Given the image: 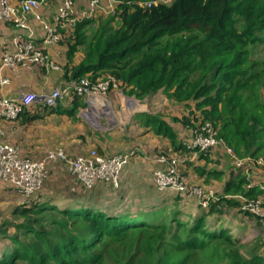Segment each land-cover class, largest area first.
<instances>
[{"label": "trees", "instance_id": "16d2710c", "mask_svg": "<svg viewBox=\"0 0 264 264\" xmlns=\"http://www.w3.org/2000/svg\"><path fill=\"white\" fill-rule=\"evenodd\" d=\"M140 1L144 5H139ZM238 15L245 20L239 31L235 27V16ZM115 18L119 19L113 24ZM91 20H77L70 34L62 35L67 45L68 63L62 67L65 79L76 81L89 74L94 81L104 71L128 96L142 98L162 90L178 101L191 100L188 106L194 103L200 111L197 114L196 109H189L193 111L197 125L220 122V136L237 154L253 155L263 148L264 143L259 140L261 129L257 126L261 119L257 111L241 108L238 100L241 85L251 79L250 76H255L243 65L246 59L243 38L264 21V1L170 0L153 3V0H117L114 13L109 16L99 14L96 29L87 35L86 26ZM79 46L84 48L83 58L71 64ZM83 98V95L72 94L67 105L58 106L65 98L58 107L55 106L56 110L73 116L84 105ZM36 106L34 109L23 108L18 117L23 113L31 114V111L40 115L54 109L41 104ZM137 116L144 117L145 126L154 127V120L148 121V115L140 113ZM184 122L189 128L197 126L187 119ZM159 124L155 126L156 132L164 131ZM173 135L169 133L170 138ZM173 146L176 148L174 154L186 156L190 151L183 141L175 140ZM210 152L201 153L202 157ZM238 176L237 173L233 177ZM233 177L226 181L224 191L229 192L234 186L231 193L241 190L244 197L261 192L255 187L245 190V178L234 182ZM40 193L14 206L12 215L22 220L15 225L17 233L8 234L0 228V235L12 242V246L2 252L0 264H14L18 259H25L30 264H102L104 245L119 242L132 232L145 233L152 241L153 264H159L160 256L164 255L162 243H173L168 236L174 232L180 242L173 243L176 247L206 248L216 238L235 249L234 253L224 251L223 262L226 264H264L261 255L239 256L235 247L241 244L240 239L231 236L222 225L207 221V215L218 206L217 202L210 203L208 210L202 209L187 223L179 220L178 212L165 223L159 217V209L132 212L114 203L110 206L38 204ZM47 209L55 211V215L50 214V220L43 214ZM26 235L28 240L21 239L20 236ZM123 264L130 262L127 259Z\"/></svg>", "mask_w": 264, "mask_h": 264}, {"label": "rangeland", "instance_id": "374dc122", "mask_svg": "<svg viewBox=\"0 0 264 264\" xmlns=\"http://www.w3.org/2000/svg\"><path fill=\"white\" fill-rule=\"evenodd\" d=\"M156 1L168 2L170 0ZM138 3L139 5H144V2L142 1ZM83 9H85V5L77 8L76 12L78 13L75 14V17H79ZM114 11L115 8L113 11L104 15L109 16L113 14ZM28 16L33 17L32 14H29ZM69 18L64 21L65 23L63 30L61 31V29H59L61 37L63 33L70 34V32L73 30L74 24L70 23ZM235 18L236 29L238 31L242 30L244 27V18L241 15L235 16ZM81 19L82 18H79V20ZM83 19H92L91 22L86 26L85 30L86 34L89 35L91 31L96 29L99 15ZM115 19L116 20L113 22V24H115L119 18ZM45 21L53 26V20L49 21L45 19ZM243 41L242 47L246 56L243 65L246 68L248 66V71L255 76H250L251 79L241 85L239 90L240 100H238V102H241V108L247 109L248 112H252L253 110L257 111L261 119V124L257 126L261 129L259 131V140L264 143V21H261L259 26L256 27L255 30L251 32V34L246 35L243 38ZM77 49L78 50L76 51L75 55L81 60L84 55V48L83 46H79ZM60 57L66 58V56L64 57V52L62 56L59 55L57 57L58 61L53 60V62L59 63L63 67L64 64H61L62 61ZM240 69L241 71L243 70V68ZM82 77H87L92 83H96L106 81L112 76L109 73L101 71L94 81L90 79L89 74H85ZM112 90L121 92L118 87H115L114 89L108 90V92L105 94L101 93L100 91H96L89 96H84V98H97L102 101L103 106L98 107L99 105H97L95 108L87 106L86 108L82 109L81 112L83 116L88 112L92 113L91 115L93 120H91V123L94 126V129L92 130H94L93 132L95 134L107 136L110 128L119 123V121L120 123L126 120L128 121V119H122V117H119L118 120V113H120V110L124 111V108L120 109L119 105L115 106L114 100L110 103L107 101V98L112 97L114 94ZM123 94L124 93L122 92L120 93V95ZM127 97L133 99L134 101L131 102L135 104H142L141 109L145 110V112H143L145 115H148V121L154 120V127L151 128L150 125L145 126L144 117L142 118L135 115L134 119L137 121V123H139V126H141V130L138 128H136L134 131L130 130V134L135 136L145 135L144 142H150L154 145H157L158 150L156 151V154L164 151H166V153L175 152L176 148L173 146V142L175 140L178 142H185L189 138V135L194 127L189 128L184 122V119H187L188 122L189 120L193 123L197 122L191 113L193 111L189 110L190 108L196 109L194 103H192V105L190 103L191 106H188L187 104L188 101L191 100L178 101L167 96L162 90H158L155 93L146 95L142 98H136L134 95H127ZM196 110V113L199 114L200 111L198 109ZM236 111H238V107L236 108ZM158 123H160L159 125H161V129L163 128L164 131L162 130L160 132H156L155 126L158 125ZM211 125L218 137V145L213 148L212 152H210V155L204 158V162H198L196 165H193V171L191 170V175L196 180L200 181L201 184L190 182V179H188L187 175L184 176V180H188L191 184H198L200 186L203 185V189L210 193L211 196L209 198V204L217 202L218 206L209 212V215L212 213L215 214V217L222 215L223 220L226 221V223L224 222L225 226L234 224V226H228V228L223 226L224 229L235 230L234 227L236 228V224L241 225L239 226V229L243 232H230L231 236L239 238L241 241V244L235 247L237 249L236 253H238L239 256L253 257L254 255H261L264 258V219L256 215H251V213H245L244 209L242 208L246 199H258L260 201V206L262 209H264V189L261 188V184H264V146L253 155H239L234 151L232 145H229L226 139L220 136L219 132L221 129V123L217 122L215 125ZM122 129L124 132H128L129 125L124 126ZM169 133H174L172 138L169 137ZM236 159L242 161V164L239 167H236ZM182 171L187 173V170L185 169ZM230 172H237L239 174L237 178L233 177L234 182H238V180L241 178H245L246 181L243 184V188L245 190L250 189L248 188V185L252 184L254 185L253 187L260 189L261 192H259V194L256 196L244 197L241 190L231 193L234 186L229 189V192L224 191L226 182L223 183L222 178H217L216 173H219L220 175L222 173L229 174ZM237 173L235 175H237ZM231 176H234V174ZM45 193L52 195L48 198L49 200H43L40 197L36 203L44 204L49 202L50 204H58L60 202H64L61 197H59L61 200L59 198L53 197L59 193L58 189L53 190L52 188H49V191ZM25 199L27 198L24 195L18 193L13 188L0 181V228H3L8 234L17 233L15 225L22 222V220L12 215V210L14 206L17 205V203L25 201ZM154 208L160 210L161 213L159 217L161 219L163 218L165 223H169V220L171 221L172 214L175 212H178V218L180 221L187 223L197 216V213L203 209L200 207V203L196 198H188L183 194L179 195L178 192L171 194L169 196V200L163 203L161 207L159 206ZM154 208H152V210H155ZM144 209L149 210L148 207H145ZM204 210L206 211L208 209ZM53 213L55 215V211L51 212L49 209L45 210V212L43 211V214L47 220H50V214ZM152 219L154 218L152 217ZM232 219H234L233 222ZM240 221H242V223ZM214 223H217V220H214ZM174 225L175 224H172V226ZM51 231L54 232L55 230L53 231V229H51ZM20 237L21 239L25 240H28L29 238L27 235ZM178 237L179 236L177 235V232H174L168 236V239L173 243H180L178 242ZM173 243H162L164 255L162 257L160 256L161 260L159 264H226V261L223 262L224 251L234 253L235 250L232 247L226 246L224 241L216 238L206 248L185 246L176 247V245ZM100 245L103 246L102 244ZM10 246H12V242L9 241L5 236L0 235V258L2 257V252L5 250V248ZM151 246L152 241L150 238H147L145 233L141 234L132 232L126 235L119 242H110L108 246L104 245L105 251L103 253L102 264H123V262H125L127 259L129 260L130 264H153L154 258H151L150 255ZM14 264L30 263H28L25 259H18V261Z\"/></svg>", "mask_w": 264, "mask_h": 264}, {"label": "crops", "instance_id": "0c3cea01", "mask_svg": "<svg viewBox=\"0 0 264 264\" xmlns=\"http://www.w3.org/2000/svg\"><path fill=\"white\" fill-rule=\"evenodd\" d=\"M12 1L18 3L20 0ZM87 2L88 0H76V6L82 7ZM56 6L57 1H53L48 5L40 6L38 12L44 20L51 21L54 18ZM28 23L35 35V40L40 41L43 37L42 25L31 16H28ZM63 28L64 25L57 28L58 41L47 44L46 50L49 63L18 65L16 68L11 69L1 66V43L13 47V37L22 31L10 22L0 21V78L8 80L7 83L0 82V97H16L26 90L39 94L52 89L54 86L75 81L65 79L63 77L62 65L53 62V60L58 61L57 57L59 55L62 56L63 52L64 57L66 56L67 45L59 33V29L62 30ZM60 59L62 61L61 64L66 65L68 63L66 58L60 57ZM79 61L80 59L74 54L71 64H76ZM112 91L114 92L113 98L109 97L107 101L110 103L114 100L115 106L119 105L120 109L124 108V111L120 110V113H118V120L119 117H122V119H128V121L126 120L122 123L119 121V123L110 128L107 136L98 135L93 132L94 126L91 123V120H93L92 113L88 112L84 116L81 113L82 109L87 106H91L92 108H95L97 105H99L98 107L103 106L102 101L97 98H83L84 105L80 106L73 116H67L65 113L56 110L58 106L64 107L67 105V101L69 100L67 98L62 104L60 103L53 110H48L44 114L39 115V113L31 111V114L23 113L14 120H1V128L4 134L0 136V140L11 143L22 154L34 159L40 158L44 153L55 148H63L69 155L83 154L91 148H96L98 152L104 155H114L131 149L134 150V153L122 169L118 187H112L110 184L102 182L98 183L92 190H86L77 181L73 173L62 169V166L58 163H48V177L40 193L41 199L49 200L48 198L52 195L45 192H48L49 188H52L59 191L53 197H61L64 201L58 204L73 205L75 203H84L110 206L114 203L121 206L124 210L133 212L145 207L149 209L161 207L163 203L169 200L171 194H175V191L170 188L163 190L158 189L155 185L153 170L159 167V164L154 159L157 155V145L144 142L145 135L135 136L130 134V130L134 131L136 128L141 130V126H139V123L134 118L135 115L145 112V110L141 109L142 104L131 102L134 100L125 94L120 95L121 92L117 90ZM38 104L40 103H36L28 108L34 109ZM126 125H129L128 132H124L122 129ZM184 161V169L187 170V173L184 175H187L190 182L201 184L200 181L191 175V172L193 171V165L205 161L202 154L189 151ZM186 164H188V168ZM236 173L216 174L217 178H222L224 183L233 177L231 176L232 174L235 176ZM245 213L250 214L249 212ZM222 217V215L215 217V214L212 213L211 215L208 214L206 218H209L207 219L209 223H214V220H217V223L220 222V225L225 226L224 222L226 223V221ZM240 222L242 223V221ZM232 225L234 226V224ZM228 226L225 227L228 228ZM239 226L241 225L236 224L235 230L230 229L229 233L231 231L243 232L239 229Z\"/></svg>", "mask_w": 264, "mask_h": 264}, {"label": "built area", "instance_id": "2783aa9c", "mask_svg": "<svg viewBox=\"0 0 264 264\" xmlns=\"http://www.w3.org/2000/svg\"><path fill=\"white\" fill-rule=\"evenodd\" d=\"M53 1H57V6L52 26L42 18L38 9ZM116 3L117 0H88L81 15L75 17L78 13L76 10L79 8L76 6V0H20L18 3L12 0H0V21L10 22L22 31L13 37V47L1 43V66L13 69L18 65L49 63L47 44L58 41L57 28L64 25V21L72 15L69 18L70 23H74L79 18L107 14L114 10ZM153 3L157 1L153 0ZM29 14H32L42 25L43 37L40 41L35 40V35L28 23ZM7 81L6 78H0L1 83H7ZM115 87L117 85L113 77L96 83H92L87 77H81L72 83L55 86L39 94L26 90L16 97L1 96L0 136L4 134L1 120H14L23 108L36 103L55 107L72 94L89 96L96 91L105 94ZM218 142L212 125L204 122L194 127L184 144L190 151L207 153L212 151ZM133 153L134 150L131 149L114 155H104L96 148H91L83 154L69 155L63 148H55L47 151L40 158L34 159L22 154L11 143L0 140V181L29 200L41 192L48 176V163L55 162L62 166V169L73 173L86 190H92L102 182L118 187L122 169ZM154 159L159 164V167L153 170L155 185L158 189L170 188L188 198H196L200 207L208 209L210 193L206 192L202 186L184 180L182 170L185 155L159 153ZM235 164L239 167L242 161L236 159ZM253 186L249 184L248 188ZM261 188L264 189V184H261ZM259 202L258 199H246L242 208L245 212L264 219V209Z\"/></svg>", "mask_w": 264, "mask_h": 264}]
</instances>
